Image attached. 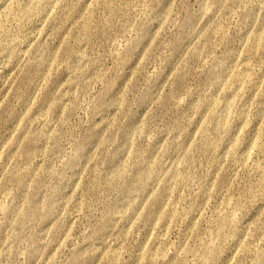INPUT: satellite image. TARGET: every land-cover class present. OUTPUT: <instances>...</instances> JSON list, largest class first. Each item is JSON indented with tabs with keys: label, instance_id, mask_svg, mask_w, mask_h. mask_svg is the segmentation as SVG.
<instances>
[{
	"label": "rangeland",
	"instance_id": "obj_1",
	"mask_svg": "<svg viewBox=\"0 0 264 264\" xmlns=\"http://www.w3.org/2000/svg\"><path fill=\"white\" fill-rule=\"evenodd\" d=\"M0 264H264V0H0Z\"/></svg>",
	"mask_w": 264,
	"mask_h": 264
}]
</instances>
